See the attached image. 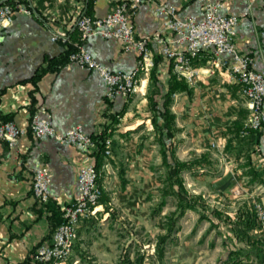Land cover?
I'll return each instance as SVG.
<instances>
[{"label":"crops","instance_id":"1","mask_svg":"<svg viewBox=\"0 0 264 264\" xmlns=\"http://www.w3.org/2000/svg\"><path fill=\"white\" fill-rule=\"evenodd\" d=\"M121 1L127 0H29L27 5L32 14L17 13L12 25L0 30V122L12 121L26 130L16 147L9 148L6 143H0V264H24L39 243L51 241L65 207L77 194L78 169L87 163H95L91 152L50 138L38 140L31 134L30 118L39 106L47 109L54 129L60 133L80 126L85 134L93 136L108 128L110 151L113 150L115 156L112 160L107 156L102 159L98 171L102 190L101 179L108 173L119 174L122 190L131 180L150 179L151 149L156 147L155 143L147 141L152 139L150 131L153 130L148 102L152 90L151 72L141 78L142 84L135 96L116 97L111 101L106 100V86L101 77L75 63L69 62L38 77L49 60L57 61L67 46L80 41L75 28L80 15L102 18ZM157 4L176 7L179 18L202 14L198 0H158L155 4H142L130 17L137 38L160 34L165 41L171 39L169 32L164 30V17L154 14ZM222 13L239 18L235 28V47L239 53L253 57L256 69L264 73V0H225ZM82 46L96 62L112 72H131L138 62L135 54L123 51L118 40L92 36ZM147 46L154 57L161 58L156 73L162 86L166 87L168 62L158 54L154 41L149 39ZM209 61L208 54H201L195 66L201 75L192 84L187 83L190 94L173 96L170 109L176 117L178 135L175 156L184 161L199 160L200 153L205 150V140H212L210 147L214 146L207 157L211 161L207 170L205 166L197 165L186 174L196 181L197 169L200 173L213 174L216 170L217 176L210 182L212 184L220 179L237 180L238 184L232 188L216 189L218 194H239L241 197L236 200L243 201L232 203V207L236 206L234 214L240 212L238 220L232 221L233 226L242 228L238 243L234 241L230 245L223 239L225 250L227 248V253L240 250L237 258L241 264H261L264 229L253 216L256 204L264 206L261 181L264 167L258 162V154L264 158V127L245 138L239 136L238 130L249 112L246 102L238 87L229 81L227 73L216 71L209 75L205 72ZM181 95L188 98L191 105L184 107L178 115L175 108L180 111V104H174ZM42 167L50 172V200L46 204L36 200L31 191L33 175ZM123 179L125 186L122 185ZM193 193L196 192L193 190ZM100 210L94 218L79 225L72 250L77 256L70 264H82L84 251L90 253L93 264L102 262L103 255L96 251L98 242L88 239ZM228 216L234 219L232 214ZM217 237L220 239L211 242L214 258L225 253L221 246L224 235Z\"/></svg>","mask_w":264,"mask_h":264},{"label":"built area","instance_id":"2","mask_svg":"<svg viewBox=\"0 0 264 264\" xmlns=\"http://www.w3.org/2000/svg\"><path fill=\"white\" fill-rule=\"evenodd\" d=\"M157 1H121L102 18L80 15L76 19L75 28L81 44L77 51L69 56V62L97 73L106 86V100L111 101L116 97L135 96L141 87V78L147 77L154 68V54L147 46L149 39L157 44L158 54L171 64L172 72L188 84H192L194 79L201 75L199 69L195 67L196 61L201 54H208L209 68H206L205 72L209 75L216 71L227 73L229 81L238 87L241 98L246 102L249 118L239 136L244 138L251 133L259 132L264 127V73L256 69L253 57L237 51L234 37L239 18L222 13L225 0H198L201 3L202 14L185 18L177 16L176 7L157 4L154 7V14L164 17V30L169 32L171 39L165 41L160 34H155L151 38H137L130 21L131 15L140 5L155 4ZM27 2L29 0H0V30L11 26L17 13L32 14ZM92 36L120 41L124 52L137 56L135 68L131 72H112L104 68L83 49L82 43ZM29 130L38 140L50 138L86 152H91L94 148L92 137L85 134L80 126L65 132H57L52 125L51 115L44 106H39L33 112ZM25 133V129L19 128L12 121L0 122V143H6L9 148L16 147L19 138ZM110 145L111 141L107 139L105 156L111 153ZM258 162L264 167V158L260 154ZM99 176L93 163H87L78 169L77 194L65 207L62 222L54 230L51 241L37 246L33 254L34 263L66 264L77 240L79 225L94 218L99 211L97 208L101 207L102 187L98 182ZM49 184L48 169L44 167L37 169L32 178L31 191L34 198L42 204L50 200ZM254 209L264 229V206L256 204Z\"/></svg>","mask_w":264,"mask_h":264},{"label":"rangeland","instance_id":"3","mask_svg":"<svg viewBox=\"0 0 264 264\" xmlns=\"http://www.w3.org/2000/svg\"><path fill=\"white\" fill-rule=\"evenodd\" d=\"M182 96L184 95H181L178 102L174 104L175 106L180 104L178 106L180 111H177L175 108L178 115L180 112H183L182 109L184 107L191 105L188 98L185 99ZM185 116L188 115L186 114ZM248 118L249 112L240 130H238V134L243 129ZM150 133L152 139L147 141L156 145L154 149H151L153 153L150 179L147 178L144 181L131 180L123 190L120 186V177L117 172L108 173L104 179H101L104 188L100 204L103 207L99 212L100 215L97 216L95 225H92L94 226L92 233L88 235L89 241L92 242L93 239L98 242L96 251L98 254L103 255L102 262L98 264H122L120 262L127 253L129 264H137V257H142L141 264H157L155 257L157 238L165 233L164 224L166 216L174 210L176 199L174 196H169L167 205L163 208L160 215L154 218L151 217V208L156 206L160 201V189L163 186L161 181L164 178V170L161 165L160 147L156 144L153 130ZM173 134L172 142L174 145L176 144L175 149L177 150L178 135L175 130V121ZM205 141V150L203 153H200L201 158L199 160L187 159L184 161V159L179 160L178 157L176 158L181 162L196 161L195 169L197 165H201L202 167L205 166L207 170L209 163H211L208 158L209 154L212 153V147H210V141L212 140L206 139ZM176 150L175 155L177 153ZM110 152V155L107 157H109V160H112L115 153H113V150ZM209 167L214 169L212 165ZM213 172L215 174L207 173L206 171L200 173L197 169L195 172L196 181H193L184 173L182 175L183 184L197 209L202 214L212 218L216 223H223V225L214 230H209V225H207L206 221L199 220L198 213L186 211L179 221L178 233L167 248L164 257L165 264H222L229 254L226 251L227 248L225 250L226 245H224L223 239L230 245L234 241L235 244L238 243L239 232H242V228L233 226L232 221L238 220L237 216L240 212L238 211L234 214L236 206L232 207V203L243 202L236 200L241 196L235 193L218 194L216 190L232 188L238 182L237 180L220 179L212 184L210 182L217 176L216 170ZM241 186L244 187L245 184L242 182ZM262 186L264 188V184ZM193 190L196 193H193ZM229 214H232L234 219L230 218ZM219 235H224L221 246L224 248L225 253H222L220 257L214 258L211 255V242H214V239L218 238L217 236ZM73 251L67 260L69 264L77 256L76 252ZM81 257L84 259L83 261L82 259L81 261L79 260L82 264L92 262L90 253L87 251L82 252ZM237 260L239 259L237 258ZM246 261L249 262V260Z\"/></svg>","mask_w":264,"mask_h":264},{"label":"trees","instance_id":"4","mask_svg":"<svg viewBox=\"0 0 264 264\" xmlns=\"http://www.w3.org/2000/svg\"><path fill=\"white\" fill-rule=\"evenodd\" d=\"M81 44L79 41L74 46H67L62 56L57 60H49L46 68L40 70L38 77H41L43 72L56 71L58 68L63 67L69 63V56L77 51L78 46ZM161 60L159 57H154V68L151 70L150 81L152 84V90L148 96L149 107L151 110V125L153 128L155 141L159 145L161 155V165L164 170V178L162 179V188L160 189V201L156 206L151 208V217L154 218L162 212L163 208L167 205V199L169 196H174L176 199L175 208L167 216L164 224L165 233L157 238L155 257L157 264H165L164 257L168 246L173 242L174 236L179 231V221L182 219L186 211H191L199 214V220H205L209 223V230H214L219 227L214 223L213 219L202 214L194 204V201L189 197L187 190L184 188L182 175L186 172H190L193 167L197 164L196 161L181 162L175 156V145L172 142L173 139V126L175 121V115L171 112V103L173 96L177 93L190 94V88L187 83L179 79L173 72L171 64L168 63V80L166 87L162 86V83L158 79L156 73V65ZM94 142V148L91 151V156L94 157V166L97 171L102 163V159L105 156V141L109 139L110 132L108 128H105L99 134L91 136ZM264 173V168H263ZM263 183V175L261 179ZM122 185H126V181L122 180ZM149 200V198H148ZM101 203V200H100ZM105 205V204H104ZM107 209V207H106ZM63 215V213H62ZM258 222V218L255 214L253 216ZM62 222V220H61ZM60 222V223H61ZM254 222V221H253ZM248 227V226H247ZM56 229V228H55ZM40 244V243H39ZM38 244V245H39ZM37 245V246H38ZM35 247L32 255L26 259L24 264H30L33 261V254L37 248ZM241 251L236 252L230 251L228 258L225 259L222 264H241L237 260L238 254ZM258 260V252L255 253ZM82 261L84 260L81 257ZM123 261V262H122ZM137 264H141L142 257H137ZM261 264H264V257H261ZM122 264H129L128 253L121 260ZM37 264V263H34ZM87 264H93L88 262Z\"/></svg>","mask_w":264,"mask_h":264},{"label":"bare ground","instance_id":"5","mask_svg":"<svg viewBox=\"0 0 264 264\" xmlns=\"http://www.w3.org/2000/svg\"><path fill=\"white\" fill-rule=\"evenodd\" d=\"M209 68V67H208ZM97 210H100V206L97 208Z\"/></svg>","mask_w":264,"mask_h":264}]
</instances>
